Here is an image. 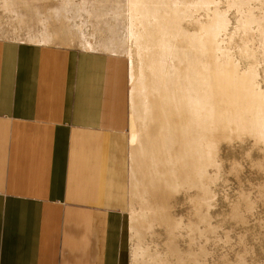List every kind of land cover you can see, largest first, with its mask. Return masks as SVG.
I'll return each instance as SVG.
<instances>
[{
	"label": "rangeland",
	"instance_id": "rangeland-1",
	"mask_svg": "<svg viewBox=\"0 0 264 264\" xmlns=\"http://www.w3.org/2000/svg\"><path fill=\"white\" fill-rule=\"evenodd\" d=\"M130 1L0 0V39L114 53L129 60L127 264H264V0H166L162 7L150 3L145 8ZM136 15H153L157 21L140 22ZM205 27L211 38L219 31L217 40L210 41L225 49V57L204 48ZM194 37L200 38L199 45L189 44ZM203 58L210 66L189 65ZM225 58L236 65L237 77L225 66L215 68V61L225 65ZM198 67L201 71L189 76ZM238 75L242 79L234 81ZM230 77L234 85L230 80L218 90L233 114L241 105L242 125L252 124V129L217 133L221 139L214 147V164L204 169L207 179H189V174L183 179L184 167H189L178 158L182 143L208 135L189 130V122L213 126L201 101L189 103L187 85L197 79L214 85ZM193 144L208 150L205 143Z\"/></svg>",
	"mask_w": 264,
	"mask_h": 264
},
{
	"label": "crops",
	"instance_id": "crops-1",
	"mask_svg": "<svg viewBox=\"0 0 264 264\" xmlns=\"http://www.w3.org/2000/svg\"><path fill=\"white\" fill-rule=\"evenodd\" d=\"M130 151L127 57L0 39V264H127Z\"/></svg>",
	"mask_w": 264,
	"mask_h": 264
},
{
	"label": "bare ground",
	"instance_id": "bare-ground-1",
	"mask_svg": "<svg viewBox=\"0 0 264 264\" xmlns=\"http://www.w3.org/2000/svg\"><path fill=\"white\" fill-rule=\"evenodd\" d=\"M131 3H133V4H139V5H141V6H143L144 8L145 7H148V5L150 4V3H155V5L157 4H161L162 2H165V3H169V2H167L166 0H131L130 1ZM163 5L161 4V7H162ZM155 14V13H154ZM156 15V14H155ZM150 18H153V19H155L156 20V18L152 15H136L135 16V19L136 20H138V21H140V22H144V21H146V20H148L149 21V19ZM159 18L163 21V17L162 16H159ZM157 21V20H156ZM160 23H162V22H160ZM159 24V23H158ZM210 29H213V28H210ZM217 30V29H216ZM215 31V29H213V31H211L212 32V34H213V32ZM218 31V30H217ZM215 34H216V31L214 32ZM218 34H216V35H213V36H217L218 37V35H219V31L217 32ZM204 35H205V43H204V48L206 49V50H208V51H211V52H213V53H221V54H223L224 55V57H225V52H223V51H225V49L222 51L221 49H220V47L218 46L217 47V45H214V44H212V41H210V39H212L213 38V42H215L214 40L217 38H214V37H212L211 38V35H210V30L208 31L207 30V27H205L204 28ZM209 36H210V38H209ZM217 40V39H216ZM200 42H201V40H200V38L199 37H194V38H192V39H190L189 40V44H200ZM227 43V42H226ZM215 44H218V42L217 43H215ZM232 44V43H231ZM219 45V44H218ZM229 45V44H228ZM245 47V46H244ZM244 47H242L241 49V51L245 54V48ZM239 52V51H238ZM229 53V52H228ZM153 58V57H152ZM246 58V57H245ZM230 59V58H229ZM229 59H224V60H226V64L225 65H223V64H219L220 62H218V61H215V68L216 69H221L222 67H224L225 66V68H224V70H230V73L233 71V73L234 72H238L237 71V69H236V65H234L232 62L230 63V60ZM254 59V58H253ZM256 64H257V62H256ZM189 65H194L195 67H197V66H210V63L205 59V58H203V60H202V63H200V64H197V63H189ZM251 65V64H250ZM243 67V66H242ZM251 67V66H250ZM252 67H253V64H252ZM197 70H195V69H193V70H191L190 72H189V76H191V75H195V74H197V73H199L201 70H198L199 69V67L198 68H196ZM242 69V68H241ZM246 70V69H245ZM146 71L147 72H150V71H153V70H151L150 68H148V69H146ZM242 71V70H241ZM251 71V70H250ZM247 72H248V70H247ZM229 73V72H228ZM223 74V73H222ZM224 74H225V72H224ZM232 74V73H231ZM234 74H236L235 76L237 77V73H234ZM227 75L225 74V76L224 77H226ZM230 76V75H229ZM228 76V77H229ZM239 76H241V75H238V77ZM223 77V76H222ZM233 77H234V75H233ZM236 77H234V78H236ZM231 78V77H230ZM243 78H244V76H243ZM206 79V81H207V78H205ZM211 79H213V78H211ZM211 79H208V80H211ZM226 79H228V78H226ZM242 79V76H241V78H237V79H233L234 81L235 80H241ZM245 79V78H244ZM162 80L163 81H169V77L167 78V80L165 79V78H162ZM220 80V79H219ZM231 80V82L233 83L234 81H232V78L231 79H228V80H225V79H223L222 80V82L223 83H220V82H216L215 81V83H214V85H212L213 83H208V82H206V84L203 82H200L199 83V80L197 79V81L198 82H194L193 81V85L192 84H189V85H187L188 87H189V103H191V102H194V101H201L205 106H206V108H207V113H208V117L211 119V121H212V124H213V126L212 127H201V128H199V126L195 123V122H189V125H188V127H189V130H191V129H198V130H202V131H206V132H208V135L207 136H205V137H191L190 139H189V143L188 142H183L182 143V150H183V148H184V150L182 151V152H180L181 153V155H179L180 153H177L176 151H175V153H177L178 154V158L180 159V164L182 163V165L183 166H185L186 164V166H188L189 168H185L184 167V170H185V172L184 171H182V172H184V173H182L183 174V179H184V176H186V174L188 175L189 174V176L190 175H192V177L190 176H188V178L190 179V178H193V176L194 177H196V179L198 178V177H200L201 178V180H202V178H204V180H206L207 178H206V175H205V172H204V169H205V167H206V165L207 164H214V158H215V151H214V147H215V145H216V143L221 139V138H217V137H215V135H217V133H219L220 131H223V134H224V132L227 130V129H232V128H235V129H233V131L234 130H237L238 132H240L239 130L240 129H245L246 130V128H247V130H249L248 128H251L252 129V127H251V125L249 124H244V125H242V121L244 120V116H243V114H242V112L243 111H241V109H240V106L241 105H239V108H238V111L236 112V114H233L232 113V111H231V109H229L228 108V106H227V100L225 99L224 100V98H226V96L225 95H221L220 94V90H218V88L220 87V86H222V85H228V83H229V81ZM245 81V80H244ZM244 81H242V82H244ZM214 82V81H213ZM231 83V85H234V83L232 84ZM239 83L237 82V84L235 83V85L237 86ZM253 91L254 92H256L257 91V88H254L253 89ZM243 94H244V92H242ZM240 97V94L238 93V92H235V94H234V98H236V99H238ZM235 99V100H236ZM239 100V99H238ZM234 101V100H233ZM235 103V102H234ZM239 103V102H238ZM242 103V102H241ZM240 103V104H241ZM233 104V103H232ZM236 105V104H235ZM260 114V113H259ZM193 115V114H192ZM245 115V114H244ZM243 118V119H242ZM224 119H229V122H227L226 124L225 123H223L221 120H224ZM239 122V123H238ZM253 126V125H252ZM245 127V128H244ZM228 131V130H227ZM226 131V132H227ZM232 132V131H231ZM236 132V131H235ZM237 132V133H238ZM247 133H249L248 131H246ZM250 132H251V130H250ZM222 133V132H221ZM241 133V132H240ZM242 133H243V131H242ZM244 133H245V131H244ZM228 134V133H227ZM227 134H225V135H227ZM186 139V138H185ZM222 139H225V138H222ZM186 141H187V139H186ZM193 143H205L206 145H207V148H208V150L206 151V152H204L203 150H199ZM186 150V151H185ZM171 155V154H170ZM173 157V156H172ZM171 157V158H172ZM177 156H175V158H176ZM168 158H169V155H168ZM170 158V159H171ZM169 159V160H170ZM174 159V158H173ZM175 160V159H174ZM173 161V160H172ZM176 161V160H175ZM170 163H171V161H169ZM168 162V163H169ZM174 162V161H173ZM177 162H179V161H177ZM165 163H166V161H165ZM172 164H174V163H172ZM175 164H177V163H175ZM179 164V163H178ZM185 164V165H184ZM168 165V164H167ZM162 166V165H161ZM169 166V165H168ZM167 166V167H168ZM177 166V165H176ZM174 167V166H173ZM181 167V166H180ZM211 167V166H210ZM170 168V167H169ZM169 170V169H168ZM210 170H211V168H210ZM178 171H180V169L178 170ZM177 171V172H178ZM160 173V172H159ZM167 173V172H166ZM172 173V172H171ZM174 173H175V171H174ZM181 173V172H180ZM181 174V175H182ZM160 175V174H159ZM161 175H162V171H161ZM170 175V177H171V175H173V174H169ZM169 175H167V176H169ZM176 175V174H175ZM175 175H174V179H178V178H176L175 177ZM163 176H165V175H163ZM178 177V176H177ZM160 178H161V176H160ZM200 178H198V179H200ZM170 179V178H169ZM171 179H173V177L171 178ZM185 179H187L186 177H185ZM156 180H158L159 181V179H156ZM178 181V180H177ZM181 181H183V180H181ZM170 182H171V180H170ZM174 182H175V180H174ZM186 183H188V179L185 181ZM184 182V184H186ZM159 183V182H158ZM157 183V181H156V184H158ZM181 183V182H180ZM183 183V182H182ZM174 184V183H173ZM191 184V183H190ZM212 184V183H211ZM177 185V184H176ZM174 186V185H173ZM182 186V185H181ZM187 186H189V184L187 185ZM183 187V186H182ZM201 187V186H200ZM155 188V190L157 189L156 187H154ZM154 188H153V191H154ZM186 188V187H185ZM206 189V188H205ZM152 191V192H153ZM158 192V191H157ZM154 193V192H153ZM161 196V195H160Z\"/></svg>",
	"mask_w": 264,
	"mask_h": 264
}]
</instances>
